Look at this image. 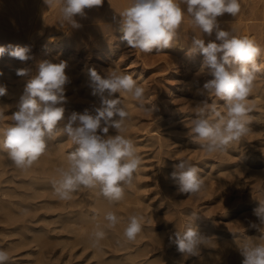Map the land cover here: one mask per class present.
<instances>
[{"label":"clouds","instance_id":"9594fccd","mask_svg":"<svg viewBox=\"0 0 264 264\" xmlns=\"http://www.w3.org/2000/svg\"><path fill=\"white\" fill-rule=\"evenodd\" d=\"M48 8L57 6L61 25L67 23L80 27L75 19L85 16V9L98 7L103 0H44ZM240 0H130L117 17L121 39L141 53L160 52L173 46L185 17L208 37L192 39L190 54L196 51L203 56L202 69H207L211 79L206 80L198 94L206 98L195 106V115L185 125L186 135L209 156L226 153L249 131L252 112L248 98L252 94L258 74L264 67L258 63L264 49L249 36H240L234 30H225L218 20L225 14L236 17L241 12ZM28 46L0 45V57L5 53L21 62L33 57ZM66 61L58 63L41 61L35 73L28 68L16 70L18 77H28L23 93L11 114V123L0 128V149L20 169L30 168L44 155L58 134H65L75 146L67 154V167L60 169V179L53 184L55 195L62 201L72 199L81 188L99 189L100 195L112 202L120 201L125 187L131 186L141 167L132 138L124 135L129 111L121 98H111L119 93L128 95L137 106L153 115L154 108L146 107L145 89L133 73L112 68L101 76L89 69L92 95L100 97V106L94 111H73L65 115L67 102ZM3 73L0 72V76ZM6 85L0 84V97L7 95ZM106 94V95H105ZM210 101V102H209ZM219 101H223L220 104ZM9 105L0 104V119ZM114 129L116 134H109ZM201 169L189 159H179L173 165L170 178L178 193L198 195L205 187ZM258 223L249 227L262 233L259 238H246L238 243L241 264H264V201L253 210ZM197 214L169 237L171 244L185 257L199 256L201 246L211 244L209 238L193 226ZM104 219L108 228L121 223L120 218L108 211ZM143 216L131 215L123 230L124 238L131 242L141 233ZM106 232L96 225L91 233L93 247L105 239ZM11 257L0 248V264H9Z\"/></svg>","mask_w":264,"mask_h":264},{"label":"rangeland","instance_id":"374dc122","mask_svg":"<svg viewBox=\"0 0 264 264\" xmlns=\"http://www.w3.org/2000/svg\"><path fill=\"white\" fill-rule=\"evenodd\" d=\"M107 1H109V0H103V3L100 6L96 7V9H98L100 14L102 13L101 11H103V14L105 13L104 15H106V13H108L107 8L109 6V2H107ZM241 1L242 0H240V3L242 4L243 2H241ZM244 1H245L244 3H246L244 14L247 13L244 16L254 18L251 20L250 23L260 24V26L258 25L259 28H258V26L255 28H252V27H246V28L249 30V33L253 36V39L257 42V44L261 47V49H264V42H263L264 36H262V37L260 36L262 33H264V20H263L264 19V13H263L264 12V9H263L264 0H244ZM254 5L257 8L256 9L255 8L250 9L251 6L254 7ZM54 10H55V12L52 14V15H54L53 17H52V15L50 16V13L46 14V18L44 21L45 26L43 27L42 31L39 32L41 34H39V33L36 34L35 33L37 31L36 29L32 30V32H31V31L27 30L25 27L22 28L24 25L22 23H24V22H23V19L21 18V15H20L21 11L18 8L13 7V6L8 7L7 9L6 8H4V9L0 8V42L4 43L3 44L4 46H6V44L11 45V43L13 44L12 46H16V45L21 46V47L28 46L31 50L30 55L33 57V59H30L26 62H21L16 58H15L16 60H12V59L10 60V58L5 57V54H7V53H5L2 57H0V70L3 69V71H2L3 75L5 74L4 70H6V69H15V72H13L15 78L14 77L11 78L10 73L5 74L3 76V78L6 81L11 79L12 82L14 83V87H11V89H14L17 87L16 89L18 91V92L16 91L17 93L16 92L15 93L7 92V96L5 95L4 97H0V104L10 106L5 111L4 117L2 119H0V128L7 127L8 124L11 123V114L16 110L15 105L19 100L18 97H20V95L23 93V89H24L26 82H27V79H28V77H18L16 75V70L19 68H28V69H30L31 73L34 74L37 67H38L39 62L45 61V60H50V61L54 62L49 57L50 53H44L43 52L44 45L46 43L45 42L46 41L45 35H47L48 32H51L50 30L53 29V25H54V28L56 25V27L61 26V27H68V30L72 29V26L70 24L65 23V24L61 25V23H60L61 17L58 18V14H57L59 10L57 9V7ZM247 10H249V11H247ZM253 10H254V12H253ZM16 11H17V13L20 12L19 13L20 16L16 13ZM250 11H252L253 13ZM59 15H61L60 11H59ZM255 15L257 17H255ZM106 16L108 17L111 15H106ZM117 16L118 15H116V16L113 15V16L108 17V18L105 17V19L99 20L96 22L84 23L85 25H98V26L100 25L101 28L103 27V29H108L107 30L108 33L106 31L105 34H103V36H101V39L103 40V42L101 44L86 42V43L81 45V47L79 48V50L76 53L72 54V56L70 57L71 58L70 60H71V62H73V64L71 62L69 63V60H68V62H67L68 67H66V69H65L66 73H68V71H71V70L75 71V72L73 71L71 78L67 74V76L70 78L69 82L72 80H78L82 76L83 69H86L85 67H83V64L86 67L89 66V67H87L86 70L83 71L84 73H89V69L94 68L101 76H105L107 74L108 70L116 67V68L120 69L121 71L129 72V73L131 72V73L135 74L133 78L137 79L138 83L141 86H143L145 89V101H144V103H145L146 107L151 108L152 106H155V105L162 107L166 103L170 104L169 110L170 109L171 110L168 113L162 115V117H163L162 120L159 119V121H165L166 120L165 121L166 124L164 126H162L160 129H162V131L166 132V133L167 132H171V133L173 132V134L177 133V134L182 135V136L185 135L183 137H186L187 139L190 140L188 142L189 145L192 143L191 145H194L197 147V149L195 147L196 150L195 149L193 150L192 147L184 146L182 142L173 143L170 146L171 149H173V148L175 149V148H178L180 146H182V147H180V149H178L176 151V153L172 157H170V158H172L171 160L174 161L175 163H178L179 159H189L191 162L193 161L194 164H196L198 162L196 164L197 166L199 165V162L200 163H202V162L204 163L205 161H207V162L211 161L212 162V164L206 163L205 167H203V168L201 167V169H203V170L201 171L200 175L204 178V183H205L206 188L204 187V189L198 195H188V194L178 193L177 186L175 185L174 181L171 180L169 182L170 183L172 182V183L170 185L168 184V186L173 188V189H171V191H168L164 194H162V193L156 194L155 193L156 195L153 193V195H152L150 193L151 190H149V189L150 188L155 189L154 188L155 186L152 187L150 185V187L148 186V188H146L147 190L143 189L144 191L142 190L143 192L141 191L142 192L141 194H139L140 192L138 193L140 196L142 195L143 198L140 196H139V198H137L136 193H133V195L131 194L130 197L128 196L129 197L128 205H133L134 207L137 208V205L139 204L138 210H139V213L143 216L144 220H146L147 217H149V216H154V217L158 216V217H156L158 222H156L154 224L150 223V221L145 222V225H151V224L154 226H160L161 225L162 228H158L155 231H149V232H155V233L156 232L161 233V232H164L166 230H168V231L172 230V229H174L172 227H175V229L179 228L181 226L185 227L186 224H189L192 221L191 218L193 217V214H197L196 219H195L196 221L193 222V226L194 227L197 226L196 228L199 231L201 230L200 231L201 234H203L207 238L211 239L213 244L211 243L208 246H201L199 256L185 257L184 255H181L177 259L178 264L179 263L180 264H185V263L186 264H204L205 262H206L205 264H217L218 261H219L218 264H241L242 256L240 255V253L238 251V243L240 241L246 239V238L256 239V236H257V238H259L261 235L260 231H258L255 228L249 227V225H250V222L251 223H253V222L258 223V219L256 217H254V215H253V210L259 206L258 204H259L260 199H262L261 201H264L263 200L264 199V197H263L264 193H262V192H264V190H263L264 189V175H263V173H264V162H263L264 161V157H263V155H264V152H263L264 151V146H263L264 145V128H263V126H264V105L261 104V102H262L261 100H260L261 102L258 101V99H260V98L256 96V94H257L256 92L258 89H259L258 93L264 92V73L258 74L253 92L248 98V104L252 109V112L249 114L251 116V121L248 125L250 128L248 135L245 138L241 139L240 140L241 142L239 141L236 144H233V146L229 149V151L232 149L231 150L232 152L230 151V153H228L229 152L228 151L227 153L214 154L212 156H209L199 147L198 144L192 142L191 139L186 135L188 129L185 126L190 122L191 118L194 117L195 106L193 107V105L196 104V102L198 103V102H200V100L205 99V96H201L198 94V89L202 88V85L205 82V80L212 78L207 69H202V68L200 69V67H199L200 64L202 65L203 56L199 53V51H196V52H193L190 54V50L193 47V46H191L192 41H187L184 39L182 41L183 42L182 48L170 47L167 49H163L160 52L153 50V53H141L138 50L132 49L127 45L126 42H125V44H122V39L120 38L122 36H120L117 32V30L119 31V26H118L117 21L114 19V17H117ZM223 17H224L223 20L219 19V22H221L220 25H225V24L227 25L228 23H231L232 19L234 20V17L231 16V18H230V14H227L226 16H223ZM227 17H228V19H227ZM17 18H19V20H21V19L22 20L19 22V20ZM224 19H227V20H224ZM49 20L52 22H50ZM184 20H185L184 21L185 23H192V22H190L191 20H189L188 17ZM233 20H232V22H233ZM261 25H263L262 28H261ZM49 26H50V28H49ZM241 28H243L242 29L243 32H244V29H246L245 26H243ZM256 28H258V30H256ZM260 28L263 29L261 34L259 32V30L261 31ZM26 32L29 34H27ZM258 32H259V34H258ZM33 33H34V35H33ZM259 36L261 37V39ZM91 39L92 38L90 37L89 40H91ZM98 39H99V37H98ZM184 42L187 45L189 44V46H191V47H187V45ZM108 44L112 45L114 50L113 51L111 50L109 52L106 51L104 54H99L100 50H101V52L105 51V49L109 46ZM188 48H191V49H188ZM74 49H76V47H74ZM54 52H56V51H54ZM258 63H260L261 66L264 67V52H262L260 58L258 59ZM76 65H78V66H76ZM176 65L179 66V69H180L179 74L174 75V76H169L170 67L176 66ZM87 70H88V72H87ZM102 72H104V73H102ZM186 74H188V75H186ZM88 75L89 74H86V75L84 74L83 76L85 77V80L83 81L84 77L82 76L81 81L77 82L78 84L76 83L74 85L76 87H73L72 84H66L65 94L67 97V102L64 105V107L66 109V112H65L66 116L69 115L73 109L76 112H79L78 101L80 102V99L82 100V104H84V105L90 103L91 99L90 98L87 99L85 97L86 95H90V96L92 95V90H91L92 88L88 87V79H90V77ZM185 76H188L187 79ZM204 77H205V79H204ZM73 78H75V79H73ZM202 79L204 80V82ZM201 82H203V83H201ZM0 84L6 85V87L9 88V85L5 84V82L4 83L2 82ZM69 85H72V88ZM86 85H87V87H86ZM80 86L82 87L81 88L82 90L80 89ZM169 87L170 88L172 87L170 91H168ZM73 88H75L74 92H73V90H74ZM70 89L71 90L73 89L72 92L70 91ZM185 95H191L187 99L188 101L185 104L176 106L175 104L177 103V101ZM96 96H98V95H96ZM79 97H80V99H79ZM113 97H114V95H113ZM126 97L131 99L128 95ZM73 100H75V101H73ZM91 102H93V101H91ZM151 102H155L154 103L155 105L151 106ZM219 103L223 104V101H220ZM70 105H71V107H70ZM129 106H130V110H131V111H129L131 113V114L129 113L131 116V119L129 118V120L131 121L134 118L133 121L135 123L138 122L139 125L144 124V120L149 118L150 112H146L144 109L139 108L137 106L136 102L131 103ZM131 107H133L134 112H133ZM85 109H86V106L83 107V110H85ZM132 112L136 114V115H134V117H132V114H133ZM181 113H183V114L181 115ZM150 134H152V132ZM135 139L139 140V138H135ZM52 142H51L52 145L50 144L48 151L40 157L42 159V161L40 160V162H43L41 165L44 168L43 169L44 172L41 173L42 177L37 178L35 180L31 179V181L28 180V181H25L24 183H21V184H20V182H15L16 183L15 184L12 181L5 180V178L10 177L14 172L16 173V171L13 170V167H12L13 164L9 163V158H7L8 156H7L6 152L4 150L0 149V167H1L0 171L4 170L3 172L1 171V173H3V174L0 176V190H1L0 192L5 190L4 188L8 187V189H10L11 192L14 189H16L22 193L21 194L20 192H18V193H12L11 195L8 194V196L6 195L7 197L5 195H3L4 198L2 197L3 198L2 200L0 197V227H2V228H0V248L6 249L8 251L9 256L11 257V260H10L11 263L9 262V264H95V262H97L98 260L100 262H102L104 260V257L105 256L107 257L109 255H107L108 252L105 253L106 255L102 253L103 255H102V260H101V252L102 251L100 250L101 248H99V247H101L100 246L101 243L98 246L99 249H97V250H100V253H98L100 258L98 255L97 256L95 255L96 257L93 256L90 258L87 256V254L91 250L94 251L96 248V247L94 248L93 246H91L92 241H91L90 236H91V233L95 230V228H93V226H92V228L94 230L91 228L92 224H89L90 225V226L88 225L89 227L85 224V227H83L84 229L82 230V233H80L78 235L79 238L84 237L85 239H87L86 237H88L90 239V240L88 239V241H90V242H88L85 239L84 240L83 239H76L77 241L74 240L75 243H71L72 240L69 241V239L61 237L62 235L67 233L63 229V227L61 226L64 223L52 221V220L56 219V217L58 215L57 214L58 211L62 208L59 205H57L56 203L54 205L52 204L51 206L47 205L48 203H46L47 201H51V200L56 201L57 199H58L57 201H61L53 192L54 191V190H52L53 189L52 188L53 183L50 181V179L53 180V178H54V180H55L58 177L60 178V173H59L60 169H58L56 167L57 166L56 164L62 165L61 162H64V164H65V160H63V159L66 158L67 157L66 154L70 152L69 148L74 147V145L72 143H68L67 141L64 140L61 142V144L59 143L58 147H56V149H57L56 151L58 153L57 154L56 152H53L54 148H55V147H53V144H54V146H56L58 143L57 138ZM262 146H263V148L261 149ZM67 147H69V148H67ZM237 148L240 150L238 151ZM198 150H200V152H203V154L200 152L198 153ZM241 151L243 152V154ZM227 154H229V155H227ZM240 154L243 158L241 156H239ZM252 154L256 158V159L254 158V160L255 161L259 160L260 162H263L262 163L263 165L260 163L259 166L255 167V168L252 166H248V167H251V168H248L247 164H245L244 162L247 161L246 158L249 159L248 157H253ZM55 155L58 156L59 159ZM247 155H248V157H247ZM224 156H225V158H224ZM229 156L231 157V158H229L230 160H225L226 158L228 159ZM237 156H238V158H237ZM51 157H52V159H50ZM61 157H64V158L62 159ZM141 157H142V163L141 164H144L146 162H149V163L151 162L150 164H152V165L148 164L146 166L143 165V167H141V169L144 168V170L150 171L152 173V174L150 173L149 175H146L145 177H142L143 179L140 178L142 180L141 183L154 182L153 179L155 177H153L154 176L153 174L155 173V171H153V170H156V166H157V164H156L157 160H156L155 156H149L148 157V153H147V155H146V153H143L141 155ZM45 158H46V160H44ZM262 158H263V160H262ZM57 159H58L59 163H57V161H56ZM237 159H239L240 161H238ZM241 159L242 160L245 159V160L241 161ZM50 160H52L53 162ZM200 160H203V161L201 162ZM214 160H215V162H214ZM223 161L224 162L228 161V163L230 161V165L234 164L235 161L236 162L238 161V163H235L234 165L230 166V168H231L230 171L231 172L232 171L238 172L241 170L237 174V177H239V175H240V178H237L236 177L237 172H234L235 176L234 177L232 176V178H236V179L230 178L231 180H233V181H230L228 178L226 181L227 184L229 183L228 186L231 187L232 189L228 187V190H226V191L221 190V189L219 191L218 190L216 191L213 188L215 191H212V187H213L214 183L212 184L211 178H212V176H214L212 174H215L213 172H215L214 170H215L216 166H218L216 163L219 164V162H220V164H221V162L224 163ZM240 162H241V164L244 163L245 165L244 164H243L244 166L241 165ZM175 163H173V164L171 163L172 165L171 164H168V165L173 167V165ZM236 164H237V166H236ZM59 165H58V167H59ZM164 165H162V167H166L167 164H164ZM52 166H54L55 169ZM169 166H167V167H169ZM63 167L64 166H62V167L60 166L59 168H63ZM48 168H49V170H48ZM64 168H66V166ZM18 169H20V168H18ZM253 169H256V171ZM45 170H46V172H45ZM22 171L25 172L24 175L21 174L20 175L21 177L20 176L19 177L17 176V177L19 179L20 178L29 179L28 176L32 173L31 169L27 168L26 171H24L22 169ZM253 171H255V172H253ZM262 171H263V173H262ZM203 172H205V173H203ZM222 172H223L222 174H224V171H222ZM44 173H45V175H44ZM51 173H53V174H51ZM54 173H56V176L54 175ZM253 173L255 175H253ZM261 173H262L261 176H263V178L261 176L259 177V175ZM48 175H50L51 177H49ZM44 176H46V177H44ZM36 180H38V181L36 182ZM228 180H229V182H228ZM32 183L37 185V187L40 186V187H38L40 189H37L35 191L36 193L34 194V196H32L33 194H30L33 192V190L30 189V184H32ZM227 184H226V186H227ZM209 185L211 186L210 189H209ZM12 186H13V189L11 188ZM21 187H23V188H21ZM48 187L52 188V189H49ZM44 188H46V189H44ZM207 188H208V190H207ZM8 189H6V190H8ZM47 189H49V190H47ZM229 189H231V190H229ZM251 189H252V191H250ZM29 190H31V191H29ZM145 191L147 192V194L145 193ZM167 193H168V195H167ZM259 194L262 196L260 197ZM74 195L72 196V198L73 197L77 198L78 194H74ZM150 195H151V197H149ZM161 195L162 196L166 195V196H163V197H165V198H163ZM169 195H171V196H169ZM245 196L248 198H246ZM252 196L256 197V198L254 199ZM78 197H80V194ZM159 197L160 198L162 197V198L160 199ZM257 197H259V198H257ZM135 198H136V200L139 199V201L137 202L135 200ZM4 199H5V202H4ZM9 199H11V200L14 199V201H17V202L15 204H11L10 206H6V205L4 206V204H6V202ZM130 199H132V201ZM133 199L135 200V202L133 201ZM251 199H253V200H251ZM144 200L146 202H144ZM168 201H171V202H168ZM130 202H131V204H130ZM23 203H25V204H23ZM105 203L106 204L108 203L106 206H108V208H109L108 209L106 207L105 210L108 209L107 212L108 211L114 212L113 208H112V210H110V208H111L110 203L111 202L109 201V202H105ZM171 203H174L175 205L174 204L172 205ZM10 207H12V208H10ZM140 207L141 208L143 207V208L141 209ZM73 208L78 209V206H77V208H75V207H73ZM80 209H81V207H80ZM65 210H67V209H65ZM55 212L57 215L55 217H53V219L50 217V220L49 219L47 220V219H44L43 217H41L42 215H45V214H47V215L55 214ZM6 213H8L10 216L14 215L13 217L16 219H22V221H21L22 223L19 222V224H22L21 227L19 228L20 232L13 233V234H4L5 231L3 232V227L4 226L6 227L8 224L5 223V221L3 219H7V218L9 219V217H10ZM104 214H106V211ZM145 214H146V218H145ZM241 216L244 217L245 220L244 219H242V220L245 221V224L248 222L246 225H244L243 221L239 220V219H241L240 218ZM245 216H246V218H245ZM248 219L250 222L248 221ZM166 220L169 223V225L171 224L172 226L167 227V225H164V222H166ZM238 220L241 221L243 223V225H237V224H242L241 222L239 223ZM251 220H253V221H251ZM181 221L183 222V225L181 224ZM185 222H186V224H185ZM234 223H235V225H234ZM58 224L60 225V227L56 228V225L58 226ZM79 225H81V224L78 223V226ZM10 226H12V225H10ZM239 227H240V229H239ZM143 228H142V231H144ZM164 228H167V229L165 230ZM208 228L210 230H208ZM249 228H251V229H249ZM1 229H2V231H1ZM145 230H146V232L148 231V229H145ZM205 230H206V232H205ZM244 230H245V232H244ZM255 231H257V232H255ZM173 232H171V233H173ZM204 232H205V234L207 233L209 235H207V234L205 235ZM108 233L109 232H107V234ZM240 233H241V236H240ZM242 233H244V234H242ZM243 235L245 236V238ZM213 238L215 239V241ZM79 240L80 241L83 240V241L79 242ZM84 241L85 242L87 241V243H85ZM82 242H84L85 244ZM78 243L80 245H78ZM74 244H75V246H74ZM83 244L84 245H87V244L90 245V248H87L84 250L85 252L83 251ZM217 249L219 250L220 253L219 252L216 253ZM106 259H110V258H106ZM208 260L210 263H207ZM112 261L113 260H111V262ZM98 264H102V263H98Z\"/></svg>","mask_w":264,"mask_h":264},{"label":"bare ground","instance_id":"6f19581e","mask_svg":"<svg viewBox=\"0 0 264 264\" xmlns=\"http://www.w3.org/2000/svg\"><path fill=\"white\" fill-rule=\"evenodd\" d=\"M107 2H109V6H108V8H107V10H108V13H106V15H111V16H113V15H118V13L123 9V8H125L128 4H129V2H130V0H109V1H107ZM241 2H243L242 4H241V12L236 16V17H234V20H233V22H232V20H231V23H228L227 25L225 24V25H221V27L223 28V29H225V30H228V29H232V30H234L235 31V33L237 34V35H241V36H249V37H251V38H253V36L249 33V30L246 28V27H252V28H255V27H257L258 25L260 26V24H258V23H250L251 22V20L252 19H254L253 17H248V16H244V15H246V14H244L245 13V6H246V3H244L245 1L244 0H242ZM252 2V1H251ZM260 4V3H259ZM11 6H13V7H16V8H18L20 11H21V18L23 19V22L24 23H22V24H24L23 25V27L22 28H26L27 30H29V31H31L32 32V30H34V29H36L37 31L35 32L36 34L37 33H39V32H41L42 31V29H43V27L45 26L44 24V21H45V18H46V14L47 13H50V16L55 12V10L54 9H56V7H57V9L59 10V7H58V5L57 6H53V7H50V8H48L47 7V5H45V3H44V0H0V8L1 9H4V8H8V7H11ZM250 6V5H249ZM249 8V7H248ZM252 8H257V7H255V5H254V7H252L251 6V8L250 9H252ZM249 9V10H250ZM263 9H264V4H263ZM57 10V11H58ZM106 10V9H105ZM249 10H247V11H249ZM19 12V11H18ZM102 13L100 14L99 13V11H98V9H96V7H94V8H92V9H85V16H83V17H81V16H77V17H75V19L77 20V22L79 23V25H80V27L79 28H73L72 27V29L71 30H68V27H59V26H57L56 27V25H55V28H54V25H53V31L52 30H50L51 32H48L47 33V35H45L46 36V43H45V45H44V50H43V52L44 53H50L49 54V57H50V59L51 60H53L55 63H58V62H60V61H66V62H68V60H69V63L71 62V56H72V54H74V53H76L78 50H79V48L81 47V45L82 44H84V43H86V42H92V43H96V44H101L102 42H103V40L101 39V36H103V34H105V32L108 30V29H103V27L101 28L100 27V25L98 26V25H85L84 23H89V22H96V21H99V20H103V19H105V17H107L106 15H104L103 14V11H101ZM250 12H252V11H250ZM253 12H254V10H253ZM252 12V13H253ZM16 13H17V11H16ZM20 13V12H19ZM19 13H17L18 15H19ZM264 13V12H263ZM58 18L59 17H61V15H59V11H58ZM19 15V16H20ZM227 14H225L224 16H226ZM18 16V17H19ZM54 15H52V17H53ZM111 16H108V17H111ZM51 17V18H52ZM107 17V18H108ZM255 17H257L256 15H255ZM187 18V17H186ZM185 18V19H186ZM223 16L222 17H219L218 18V20L219 19H222L223 20ZM226 18V17H225ZM230 18H231V15H230ZM18 20H19V18H17ZM21 19V20H22ZM111 19V18H110ZM189 20H190V18H188ZM227 19H228V17H227ZM227 19H224V20H227ZM21 20H19V22L21 21ZM264 20V19H263ZM262 20V21H263ZM50 21V20H49ZM54 21V20H53ZM185 21V20H184ZM221 21V20H220ZM257 21V20H256ZM50 22H52V21H50ZM103 22V21H102ZM191 22V21H190ZM225 22V21H224ZM258 22V21H257ZM261 22V21H260ZM221 23V22H220ZM51 24V23H50ZM58 24V23H57ZM224 24V23H223ZM230 24V25H229ZM21 25V24H20ZM49 25V24H48ZM229 25V26H228ZM243 26H245V28L246 29H244V32H243V28H241V27H243ZM259 26H258V28H259ZM262 26L263 25H261V28H262ZM48 27V26H47ZM49 28H50V26H49ZM117 28V27H116ZM258 28H256V30H258ZM260 28V29H261ZM185 29V30H184ZM242 31H241V30ZM250 29V28H249ZM26 30V31H27ZM49 30V29H48ZM251 30V29H250ZM263 31V29H261V31L259 30V32H260V34H261V32ZM30 32V33H31ZM117 32H118V34L120 35V36H122V33L120 32V31H118L117 30ZM259 32H258V34H259ZM27 33V32H26ZM107 33H108V31H107ZM110 33V32H109ZM24 34V33H23ZM27 34H29V33H27ZM39 34H41V33H39ZM263 34V35H262ZM260 36L262 37V36H264V33H262ZM33 35H34V33H33ZM194 36H196L197 38H203L204 40H205V43H207L209 40H214L215 39V36L213 35L212 37H208L206 34H202L201 32H200V30L198 29V28H196L192 23H183L182 24V28L179 30V32H178V37H177V39H176V41L173 43V46L172 47H175V48H182V46H183V39L184 40H187V41H192V39H193V37ZM259 36V37H260ZM92 38L91 40H89V38ZM98 37H99V39H98ZM258 37V38H259ZM261 37H260V39H261ZM121 38V37H120ZM45 40V39H44ZM121 40V39H120ZM119 40V41H120ZM105 42V41H104ZM125 42L126 41H123L122 40V44H125ZM263 42H264V39H263ZM7 43V42H6ZM10 43V42H9ZM8 43V44H9ZM185 43V42H184ZM4 43H1L0 42V45H3ZM186 44V43H185ZM262 44V43H261ZM7 45V44H6ZM11 45H13L12 43H11ZM107 45V44H106ZM109 46L105 49V51L104 52H101V50H100V53L99 54H104L106 51L107 52H109V51H113L114 50V48H113V46L112 45H110V44H108ZM187 45V44H186ZM17 46V45H16ZM84 46V45H83ZM191 46H193V45H191ZM191 46H189V44L187 45V47H191ZM74 47H76V49H74ZM188 49H191V48H188ZM54 51H56V52H54ZM97 56V55H96ZM5 57H8V58H10V60L12 59V60H16L15 58H13V57H11L10 55H8V54H5ZM99 58V57H98ZM185 59V58H184ZM8 60V59H7ZM113 61V60H112ZM13 62V61H12ZM9 63V62H8ZM72 64H73V62H71ZM84 63V62H83ZM16 64V63H15ZM198 65V64H197ZM10 66V65H9ZM71 66V65H70ZM73 66V65H72ZM76 66H78V65H76ZM190 66V65H189ZM68 67V66H67ZM80 67V66H79ZM83 67H85L86 69H87V67H89V66H84V64H83ZM94 67V66H93ZM130 67V66H129ZM200 69L202 68V65L200 64ZM12 68V67H11ZM15 68V67H14ZM82 68V67H81ZM104 68V67H103ZM5 69V68H4ZM69 69V68H68ZM67 69V70H68ZM75 69V68H74ZM86 69H83V71L84 70H86ZM106 69V68H105ZM14 70V71H13ZM1 72L3 71V69H1L0 70ZM74 71V70H73ZM73 71L71 70V71H68V73H66V75L68 74V76H70V78L72 77V73H73ZM81 71V70H80ZM82 71V76L85 74H89V73H84ZM101 71V70H100ZM179 71H180V69H179V66H172V67H170V69H169V76H174V75H178L179 74ZM4 72H5V74H8V73H10L11 74V78H13L14 77V73L13 72H15V69H6V70H4ZM7 72V73H6ZM75 72V71H74ZM78 72V71H77ZM87 72H88V70H87ZM102 73H104V72H102ZM131 73V72H130ZM4 74V75H5ZM81 74V73H80ZM4 75H2V76H0V83H4L5 82V84H8L9 85V88H7L8 89V92H10V93H15L16 91H17V87L16 88H14V89H11V87H14V83L12 82V80L10 79V80H8V81H6V80H4V78H3V76ZM186 75H188V74H186ZM80 76V75H79ZM81 76V77H82ZM89 76V75H88ZM81 77L78 79V80H72V81H70L68 84H72L73 85V87H76V86H74L77 82H79V81H81ZM84 77V76H83ZM87 77V76H86ZM90 77V76H89ZM186 77V79H187V77L188 76H185ZM15 78V77H14ZM70 78H69V80H70ZM73 79H75V78H73ZM204 79H205V77H204ZM85 80V77H84V79H83V81ZM203 80V79H202ZM11 81V82H10ZM206 81V80H205ZM15 82V81H14ZM203 82H204V80H203ZM203 82H201V83H203ZM262 82V81H261ZM18 83V82H17ZM83 83V82H82ZM78 84V83H77ZM81 84V83H80ZM86 84V83H85ZM143 84V83H142ZM190 84V83H189ZM72 85H69V86H71V88H72ZM202 85V84H201ZM17 86V85H16ZM84 86V85H83ZM173 86V85H172ZM186 86V85H185ZM86 87H87V85H86ZM88 87L89 88H91L90 87V79H88ZM79 88V87H78ZM82 87L80 86V89H81ZM172 88V87H171ZM171 88L169 87V90L168 91H170L171 90ZM21 89V88H20ZM74 89V90H73ZM72 90H73V92L75 91V88H73ZM88 89V88H87ZM182 89V88H181ZM72 90L70 89V91L72 92ZM79 90V89H78ZM77 90V91H78ZM82 90V89H81ZM92 90V89H91ZM259 90V89H258ZM258 90H257V94H256V96L257 97H259L260 99H258V101H260L261 102V104L262 105H264V92H259L258 93ZM261 90V89H260ZM90 91V90H89ZM18 92V91H17ZM16 92V93H17ZM22 92V91H21ZM79 92V91H78ZM84 92V91H83ZM184 92V91H183ZM90 93V92H89ZM150 93V92H149ZM169 93V92H168ZM84 94V93H83ZM254 94V95H255ZM106 95V94H105ZM7 96V95H6ZM78 96V95H77ZM127 95L125 94H122V96L120 97V94L119 93H116V94H114V97H111V98H121V100H122V103L124 104V106L126 107V109L128 110V111H131L130 110V104L131 103H135V101H132L131 99H129L128 97H126ZM189 96H191V95H185V96H183L182 98H180L178 101H177V103L175 104L176 106L177 105H182V104H185L188 100V98H189ZM82 97V96H81ZM87 99H91V101H93V102H91L90 100V103L89 104H86V105H84V104H82V100L80 99V97H79V99H80V102L78 101V105H79V107H78V110H79V112H83L84 110H83V107L84 106H86V109H88L89 111H94V109L96 108V107H99L100 106V97L99 96H93V95H86L85 96ZM19 98V97H18ZM206 98V97H205ZM254 98V97H253ZM78 99V100H79ZM191 99V98H190ZM69 101V100H68ZM73 101H75V100H73ZM201 101V100H200ZM77 102V101H76ZM84 102V101H83ZM220 102V101H219ZM75 103V102H74ZM155 102H151V106L152 105H155L154 104ZM260 104V105H261ZM69 105V104H68ZM77 105V104H76ZM197 105V102H196V104H194L193 105V107L194 106H196ZM67 106V105H66ZM70 107H71V105H70ZM169 107H170V104H164V106H162V107H160V106H152L151 108H154L155 110H154V112H153V115L150 113L149 114V118L148 119H145L144 120V124H138V122L137 123H135L133 120H134V118H133V120H128V122H127V124H128V126H127V129H126V131L123 133L124 135H126V136H128V137H130V138H132L133 139V141H134V143H135V146H136V149H137V152H138V154L141 156L143 153H146V155H147V153H148V157L149 156H155V158H156V164H157V166H156V170H153V171H155V173L153 174L154 176L153 177H155L153 180H154V182H145V183H141L142 182V180L140 179V178H142V177H145L146 175H149L151 172L150 171H146V170H144V168L143 169H141V167H143V165H148V164H150L149 162H146V163H144V164H141V167L139 168V170H138V173L135 175V179H134V182H133V184L131 185V186H126L125 187V193H124V196H123V198L120 200V201H117V202H112V201H110L111 203H110V206H111V208H110V210H112V208H113V210H114V213L120 218V221H121V223L120 224H118L115 228H108L107 227V221L104 219V216H105V211H106V213H107V210L109 209L108 208V206H106L107 204L105 203V202H109V200L108 199H106L105 197H103L102 195H100V193H99V189L97 188V189H88V188H81L80 190H78L77 192H75V193H73V195L74 194H78V196H79V194H80V197H78L77 196V198L76 197H73L71 200H69V201H54V200H51V201H47L46 203H48L47 205H54L55 203L57 204V205H59L62 209H60L59 211H58V215L56 214V212H55V214H51V215H47V214H45V215H42L41 217H43L44 219H49L50 220V217L53 219V217H55L56 215H57V217H56V219L55 220H52V221H54V222H61V223H64V224H62L61 226L63 227V229L67 232H65L66 234H64V235H62L61 237L62 238H66V239H69V241L70 240H72L71 241V243H75L74 242V240L75 241H77L76 239H85L84 237H82V238H79V234L80 233H82V230L84 229L83 227H85V224L88 226L89 224H92L91 225V228H92V226H93V228H95L96 229V225H99L100 226V228L102 229V230H104L105 232H106V236H105V239L103 240V241H101V247H99V248H101L100 250L102 251L101 252V260H102V255L103 254H105V253H107V255H109V256H105L106 258H110V259H106L105 257H104V260L102 261V262H100L99 260L97 261V262H95V264H98V263H102V264H178V261H177V259H178V257H180L181 255H183V254H181L180 252H178L176 249H177V247H176V245H174V244H171L170 243V241H169V237L170 236H172L173 235V233L175 232V231H177V230H179V231H183L184 229H185V227L183 226H181V227H179V228H176L175 229V227H172V228H174V229H172V230H166L167 228H164L166 231H164V232H161V233H158V232H149V231H155L156 229H158V228H162L161 227V225L160 226H154V225H152V224H154V223H156V222H158V220H157V218L156 217H158V216H156V217H154V216H149V217H147V219L146 220H144V218H143V221H142V225H143V229H144V231H141V233L140 234H138V236H137V238L134 240V241H131V242H129V241H127L125 238H124V236H123V230H124V228L126 227V224H127V221H128V218L131 216V215H140V216H142L140 213H139V204L137 205V208L136 207H134L133 205H128V203H129V197H130V195L132 194L133 195V193H136L137 194V198H139V194H141L146 188H148V186L150 187V185L153 187V186H155L154 188L155 189H149V190H151V194L153 195V193L155 194H157V193H162V194H164V193H166V192H168V191H171V189H173L172 187H170V186H168V184L170 185L171 183L169 182V181H171L172 179L170 178V173L173 171V167H171V166H169L168 164H173V163H175L174 161H172L171 159L172 158H170V157H172L175 153H176V151L178 150V149H180V147H182V146H180V147H178V148H173V149H171V145L173 144V143H176V142H182L183 143V145L184 146H188V147H192L193 148V150L195 149V147L196 146H194V145H189V139H187L186 137H183V136H185V135H179V134H177V133H175V134H173V132L171 133V132H163L162 131V129H160L162 126H164L165 124H166V120L165 121H159V119H163V117H162V115H164V114H166V113H168L170 110H169ZM262 107V106H261ZM132 108V110H133V107H131ZM262 109V108H261ZM70 110V109H69ZM74 110V109H73ZM73 110L71 111V112H73ZM77 110V111H78ZM137 110V109H136ZM75 111V110H74ZM133 112H134V110H133ZM132 112V113H133ZM130 113V112H129ZM131 114V113H130ZM130 114H129V116H130ZM180 114V113H179ZM183 113H181V115H182ZM134 115H136L135 113H133L132 114V117H134ZM194 115H195V112H194ZM262 116V115H261ZM263 117V116H262ZM130 119H131V116H130ZM263 119V118H262ZM133 121V122H132ZM141 123V122H140ZM251 125V124H250ZM262 128V127H261ZM263 128H264V126H263ZM164 130V129H163ZM152 132V134H150ZM109 134H111V135H115L116 134V132H115V130L114 129H110V132H109ZM145 136V137H144ZM144 137V138H143ZM135 138H139V140L137 139H135ZM67 141L68 143H72L69 139H68V137L65 135V134H61V135H58L57 136V145L56 146H54V144H53V147H55L54 148V151L53 152H56L57 153V149H56V147H58V145H59V143L61 144V142L62 141ZM245 140V139H244ZM247 140V139H246ZM192 141V140H191ZM241 142V141H240ZM53 143V142H52ZM55 143V144H56ZM243 143V142H242ZM52 145V144H51ZM238 145V144H237ZM264 146V145H263ZM263 146L261 147V149L263 148ZM52 147V148H53ZM75 147V146H74ZM74 147H71V148H69V147H67V148H69V151L71 152V151H73L74 150ZM170 147V148H169ZM236 147V146H235ZM186 148V147H185ZM234 148V147H233ZM258 148V147H257ZM196 149H197V147H196ZM195 149V150H196ZM238 149V148H237ZM260 149V150H261ZM232 150V149H231ZM230 150V151H231ZM240 149H238V151H239ZM255 150V149H254ZM259 150V151H260ZM230 151L228 152V153H230ZM235 151V150H234ZM262 151V150H261ZM200 152V150H198V153ZM232 152V151H231ZM242 152V151H241ZM264 152V151H263ZM262 152V153H263ZM55 153V154H56ZM200 153H202L203 154V152H200ZM227 153V152H226ZM250 153V152H249ZM253 153V152H252ZM261 153V152H260ZM259 153V154H260ZM58 154V153H57ZM68 154V153H67ZM66 154V155H67ZM233 154V153H232ZM237 154V153H236ZM235 154V155H236ZM242 154H243V152H242ZM251 154V153H250ZM145 155V154H144ZM227 155H229V154H227ZM231 155V154H230ZM56 156V155H55ZM63 156V155H62ZM65 156V155H64ZM239 156H241V154L239 155ZM250 156V155H249ZM252 156L253 157H248V155H247V157L249 158V159H247L246 158V162H244L245 164H247V167L248 166H252V167H257V166H259V164L261 163H263V162H260L259 160L258 161H255L254 160V158H255V156L252 154ZM57 158H58V156H56ZM55 157V158H56ZM66 157V156H65ZM198 157V156H197ZM242 157V156H241ZM240 157V158H241ZM261 157V156H260ZM263 157H264V155H263ZM8 158V157H7ZM43 158V157H42ZM62 159L64 158V157H61ZM224 158H225V156H224ZM229 158H231L230 156L228 157V159L226 158L225 160H230ZM237 158H238V156H237ZM239 158V159H240ZM243 158V157H242ZM245 158V157H244ZM50 159H52V157L50 158ZM59 159V158H58ZM58 159L56 160L57 161V163H59V161H58ZM195 159V158H194ZM239 159H237L238 161H240ZM256 159V158H255ZM40 160L42 161V159L40 158V159H38V161H36L29 169H31V174L28 176L29 177V179H26V178H18L21 174H23L24 175V173L25 172H23L22 171V169H18L11 161H10V159H9V163L10 164H13V170H15L16 171V173L14 172H12L13 174L10 176V177H8V178H5V180H7V181H12V182H20V184L21 183H24L25 181H28V180H30L31 181V179H37V178H41L42 176H41V173H43L44 171H43V167H42V163L43 162H40ZM44 160H46V158L44 159ZM55 160V159H54ZM63 160H65V164H64V162H61L62 163V165H59V164H56L57 166V168L58 169H61V168H59L60 166L62 167V166H66L67 167V157L66 158H64ZM245 160V159H244ZM244 160H242L241 159V161H244ZM262 160H263V158H262ZM50 161H52V160H50ZM201 162L203 161V160H200ZM238 161L236 162L235 161V163H238ZM53 162V161H52ZM51 162V163H52ZM214 162H215V160H214ZM224 162V161H223ZM55 163V162H54ZM60 163V164H61ZM192 163H193V161H192ZM198 163V162H197ZM196 163V164H197ZM206 163L208 164V163H210V164H212V162L210 161H205L204 163L202 162V163H200L199 162V165H198V167L201 169V167L203 168V167H205V165H206ZM232 163V162H231ZM234 163V164H235ZM243 163V164H244ZM155 164V165H156ZM164 164H167L166 165V167H162V165H164ZM171 164V165H172ZM215 164V163H214ZM218 166H216V168H215V172H213V173H215V174H212V175H214V176H212V184H213V187H212V191H219L220 189L221 190H224V191H226V190H228V185H229V183L227 184V179L229 178V180L230 181H233V180H231L230 178H232V176L234 177L235 176V173L234 172H237V171H230L231 170V168H230V166L231 165H234V164H231L230 165V161H229V163H228V161L227 162H224V163H222L221 162V164H220V162H219V164L218 163H216ZM240 164H241V162H240ZM243 164H241V165H243ZM244 164V165H245ZM44 165V164H43ZM53 165V164H52ZM58 165H59V167H58ZM150 165H152V164H150ZM243 165V166H244ZM263 165V164H262ZM165 166V165H164ZM167 166H169V167H167ZM236 166H237V164H236ZM235 166V167H236ZM51 167V166H50ZM52 167H54V166H52ZM63 167V168H64ZM208 167V166H207ZM240 167V166H239ZM242 167V166H241ZM246 167V168H247ZM1 168V167H0ZM248 168H251V167H248ZM52 169V168H51ZM54 169H55V167H54ZM233 169V168H232ZM235 169V168H234ZM24 171H26V169H23ZM48 170H49V168H48ZM144 170V171H143ZM203 169H201V171H202ZM211 170V169H210ZM253 170H255L256 171V169H253ZM259 170V169H258ZM2 171V170H1ZM1 171H0V176L3 174V173H1ZM4 171V170H3ZM2 171V172H3ZM6 171V170H5ZM30 171V170H29ZM28 171V172H29ZM52 171V170H51ZM54 171V170H53ZM59 171V170H58ZM57 171V172H58ZM222 171H224V174H222L223 172ZM241 171V170H240ZM240 171H238L237 173H236V177H237V174L240 172ZM252 171V170H251ZM255 171H253V172H255ZM45 172H46V170H45ZM48 172V171H47ZM55 172V171H54ZM56 172V173H57ZM250 172V171H249ZM56 173H54V175L56 176ZM60 173V172H59ZM58 173V174H59ZM203 173H205V172H203ZM202 173V174H203ZM217 173V174H216ZM243 173V172H242ZM245 173V172H244ZM258 173V172H257ZM256 173V174H257ZM260 173V172H259ZM262 173H263V171H262ZM262 173L259 175V177L262 175ZM49 174V173H48ZM51 174H53V173H51ZM57 174V175H58ZM152 174V173H151ZM220 174V175H219ZM241 174V173H240ZM43 175V174H42ZM44 175H45V173H44ZM206 175V174H205ZM244 175V174H243ZM247 175V174H246ZM252 175V174H251ZM253 175H255L254 173H253ZM252 175V176H253ZM263 175H264V173H263ZM18 176V177H17ZM49 177H51L50 175H48ZM249 176V175H248ZM21 177V176H20ZM44 177H46V176H44ZM262 178H263V176H261ZM53 178V177H52ZM57 178V177H56ZM237 178H240V175H239V177H237ZM249 178V177H248ZM60 178L58 177L57 179H55L54 180V178H53V180L52 179H50V181L54 184V182H56V181H58ZM143 179V178H142ZM232 179H236V178H232ZM261 179V178H260ZM152 180V181H153ZM229 180H228V182H229ZM23 181V182H22ZM38 180H36V182H37ZM42 181V180H41ZM144 181V180H143ZM151 181V180H150ZM258 181V180H257ZM169 182V183H168ZM30 183V182H29ZM34 183V182H33ZM30 184V189H32L33 190V192L32 193H30V194H33L32 196H34V194L36 193L35 191L37 190V189H40V188H38V187H40V186H38L37 187V185H35V184ZM41 183V182H40ZM45 183V182H44ZM50 183V182H49ZM12 184V183H11ZM16 184V183H15ZM19 184V185H20ZM52 184V185H53ZM226 184H227V186H226ZM235 184V183H234ZM239 184V183H238ZM18 185V186H19ZM34 185V186H33ZM51 185V186H52ZM4 186V185H3ZM43 186V185H42ZM172 186V185H171ZM210 185H209V189H210ZM236 187V186H235ZM234 187V188H235ZM239 187V186H238ZM253 187V186H252ZM12 189H13V186L11 187ZM21 188H23V187H21ZM27 188V187H26ZM49 188V187H48ZM53 188V187H52ZM52 188H49V189H52ZM206 188V187H205ZM215 190H214V189ZM229 188H231V187H229ZM242 188V187H241ZM5 190H3L2 192H0V197H1V200L4 198L3 197V195H7L8 196V194H12V193H18V192H20V191H18V190H16V189H14L12 192L10 191V189H8V187H6V188H4ZM6 189H8V190H6ZM19 189V188H18ZM25 189V188H24ZM29 189V188H28ZM44 189H46V188H44ZM49 189H47V190H49ZM144 189V190H143ZM232 189V188H231ZM231 189H229V190H231ZM236 189V188H235ZM250 189V188H249ZM262 189V188H261ZM21 190V189H20ZM53 190V189H52ZM143 190V191H142ZM147 190V189H146ZM153 190V191H152ZM207 190H208V188H207ZM264 190V189H263ZM1 191V190H0ZM29 191H31V190H29ZM51 191V190H50ZM142 191V192H141ZM250 191H252V189L250 190ZM54 192V191H53ZM140 192V193H139ZM21 193V192H20ZM19 193V194H20ZM25 193V192H24ZM27 193V192H26ZM139 193V194H138ZM145 193L147 194V192L145 191ZM149 193V192H148ZM236 193V192H235ZM262 193H264V192H262ZM22 194V193H21ZM145 194V195H146ZM155 194V195H156ZM237 194V193H236ZM15 195V194H14ZM28 195V194H27ZM43 195V194H42ZM167 195H168V193H167ZM6 196V197H7ZM75 196V195H74ZM129 196V197H128ZM162 196V195H161ZM163 196H166V195H163ZM162 196V197H163ZM169 196H171V195H169ZM242 196V195H241ZM259 196L261 197L262 195H260L259 194ZM3 197V198H2ZM29 197V196H28ZM140 197H142V195L140 196ZM149 197H151V195L149 196ZM161 197V198H162ZM235 197V196H234ZM238 197V196H237ZM246 197V196H245ZM253 197V196H252ZM251 197V198H252ZM264 197V196H263ZM132 198V197H131ZM143 198V197H142ZM160 198V197H159ZM160 198V199H161ZM163 198H165V197H163ZM246 198H248V197H246ZM254 199L256 198V197H253ZM257 198H259V197H257ZM6 199V198H5ZM5 199H4V202H5ZM15 199V198H14ZM14 199L13 200H11V199H9L7 202H6V204H4V206L6 205V206H10L11 204H15L17 201H14ZM49 199V198H48ZM131 201H132V199H130ZM135 200H136V198H135ZM135 200L133 199V201L135 202ZM173 200V199H172ZM251 200H253V199H251ZM262 199H260V201H261ZM264 200V199H263ZM137 202L139 201V199L138 200H136ZM141 201V200H140ZM159 201V200H158ZM163 201V200H162ZM44 202V201H43ZM136 202V203H137ZM144 202H146L145 200H144ZM155 202V201H154ZM168 202H171V201H168ZM167 202V203H168ZM228 202V201H227ZM156 203V202H155ZM159 203V202H158ZM226 203V202H225ZM23 204H25V203H23ZM130 204H131V202H130ZM135 204V203H134ZM162 204V203H161ZM169 204V203H168ZM172 205L174 204V203H171ZM151 205V204H150ZM153 205V204H152ZM156 205V204H155ZM170 205V204H169ZM171 205V206H172ZM175 205V204H174ZM223 205V204H222ZM259 205V204H258ZM24 206V205H23ZM28 206V205H27ZM77 206H78V209H74L73 207H75V208H77ZM133 206V207H132ZM141 206V205H140ZM80 207H81V209H80ZM108 208L107 210H105V208ZM144 207V206H143ZM142 207V208H143ZM226 207V206H225ZM234 207V206H233ZM10 208H12V207H10ZM33 208V207H32ZM73 208V209H72ZM141 208V207H140ZM141 208V209H142ZM52 209V208H51ZM65 209H67V210H65ZM140 209V210H141ZM239 209V208H238ZM240 210V209H239ZM234 211V210H233ZM51 212V211H50ZM141 212V211H140ZM182 212V211H181ZM236 212V211H235ZM11 213V212H10ZM6 214H8V213H6ZM150 214V213H149ZM156 214V213H155ZM154 214V215H155ZM185 214V213H184ZM9 215V214H8ZM169 215V214H168ZM186 215V214H185ZM10 216V215H9ZM14 216V215H13ZM12 215L9 217V219L7 218V219H3L4 221H5V223H7L8 225V227L6 226H4L3 227V232H4V234H13V233H17V232H20V227H21V225L22 224H19V222H21L22 221V219H16V218H14ZM5 217V216H4ZM3 217V218H4ZM35 217V216H34ZM40 217V216H39ZM184 217V216H183ZM243 216H241L240 218L241 219H239V220H241V221H243L242 219H244V217L242 218ZM248 217V216H247ZM255 217V216H254ZM145 218H146V214H145ZM187 218V217H186ZM199 218V217H198ZM245 218H246V216H245ZM192 219V218H191ZM190 219V220H191ZM200 219V218H199ZM198 219V220H199ZM256 219V218H255ZM24 220V219H23ZM33 220V219H32ZM40 220V219H39ZM189 220V221H190ZM197 220V221H198ZM201 220V219H200ZM238 220V221H239ZM245 220V219H244ZM7 221V222H6ZM148 222V221H150V223H152L151 225H145V222ZM184 221V220H183ZM188 221V222H189ZM194 221H196V220H194ZM193 221V222H194ZM241 221H239V223L241 222ZM248 221H249V219H248ZM251 221H253V220H251ZM31 222V221H30ZM46 222V221H45ZM204 222V221H203ZM244 222V225H246L245 224V221H243ZM250 222V221H249ZM22 223V222H21ZM47 223V222H46ZM78 223H80L81 225H79L78 226ZM238 223V222H237ZM236 223V224H237ZM242 223V222H241ZM251 223V222H250ZM181 224L183 225V222L181 221ZM185 224H186V222H185ZM10 225H12V226H10ZM78 227H77V226ZM164 225H167V227H170V226H172L171 224L169 225V223L167 222V220H166V222H164ZM234 225H235V223H234ZM237 225H243V223L242 224H237ZM90 226V225H89ZM88 226V227H89ZM174 226V225H173ZM44 227V226H43ZM57 227H60V225L58 224V226L56 225V228ZM197 227V226H196ZM242 227V226H241ZM246 227V226H245ZM0 228H2V227H0ZM92 228V229H93ZM145 229H148V231L146 232V230ZM169 229V228H168ZM239 229H240V227H239ZM244 229V228H243ZM249 229H251V228H249ZM60 230V229H59ZM94 230V229H93ZM208 230H210L209 228H208ZM248 230V229H247ZM1 231H2V229H1ZM174 231V232H173ZM201 231V230H200ZM243 231V230H242ZM249 231V230H248ZM252 231V230H251ZM107 232H109L108 234H107ZM171 232H173V233H171ZM205 232H206V230H205ZM205 232H204V234H205ZM244 232H245V230H244ZM255 232H257V231H255ZM201 233V232H200ZM215 233V232H214ZM219 233V232H218ZM250 233V232H249ZM63 234V233H62ZM207 234V233H206ZM205 234V235H206ZM211 234V233H210ZM242 234H244V233H242ZM258 234V233H257ZM207 235H209V234H207ZM261 235H262V233H261ZM260 235V236H261ZM3 236V235H2ZM240 236H241V233H240ZM244 236V235H243ZM242 236V237H243ZM247 236V235H246ZM209 237V236H208ZM215 237V236H214ZM87 239H85V240H87L88 241V237H86ZM90 238H91V236H90ZM244 238H245V236H244ZM256 238H257V236H256ZM214 239V238H213ZM83 240H81V241H83ZM90 240V239H89ZM80 240H79V242H81ZM87 241L85 242V243H87ZM210 241H211V243H212V240L210 239ZM214 241H215V239H214ZM18 242V241H17ZM84 242H82V243H84ZM88 242H90V241H88ZM70 243V242H69ZM84 243V244H85ZM83 244V251L85 250V249H87V248H90V245H84ZM213 244V243H212ZM215 244V243H214ZM70 245V244H69ZM78 245H80L79 243H78ZM106 245V246H105ZM74 246H75V244H74ZM91 246H92V244H91ZM71 247V246H70ZM92 248V247H91ZM95 248V247H94ZM98 247H96L95 248V250L94 251H90L88 254H87V256L90 258V257H93V256H97L98 255V253H100V250H97V249H99ZM214 248V247H213ZM70 250V249H69ZM87 251V250H86ZM221 251V250H220ZM85 252V251H84ZM219 252V250L217 249V251H216V253H218ZM103 253V254H102ZM220 253V252H219ZM86 256V257H87ZM95 256V257H96ZM99 256V255H98ZM206 256V255H205ZM99 258H100V256H99ZM211 259V258H210ZM209 259V260H210ZM111 260H113L112 262H111ZM209 260H208V262L207 263H210L209 262ZM212 260V259H211ZM177 261V262H176ZM206 261V260H205ZM11 263V262H10ZM184 263V262H183ZM206 263V262H205ZM204 263V264H205ZM219 263V261L217 262V264ZM221 263V262H220ZM180 264V263H179ZM186 264V263H185Z\"/></svg>","mask_w":264,"mask_h":264}]
</instances>
